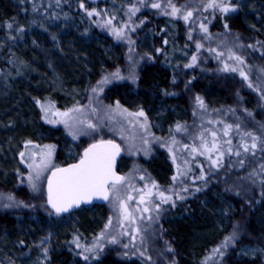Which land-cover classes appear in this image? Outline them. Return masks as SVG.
<instances>
[{
  "label": "rangeland",
  "instance_id": "374dc122",
  "mask_svg": "<svg viewBox=\"0 0 264 264\" xmlns=\"http://www.w3.org/2000/svg\"><path fill=\"white\" fill-rule=\"evenodd\" d=\"M155 3L160 7L153 8ZM213 3L234 10L222 12L209 7ZM73 5L82 10L77 20L56 22L54 16L64 15L61 5L45 17V25L57 36L58 49L64 50L60 48L63 40L71 50L75 44H86L84 29L89 21L109 39L113 64L101 66L97 78L88 84L79 83L78 78L69 81L53 60L52 50L31 38L45 59V70L26 63L19 65L17 73L7 71L0 77L1 108L7 106L8 113L22 103L13 87L20 78L33 89L28 97L37 121L58 130L52 138L47 133L18 137L8 117L7 144L1 155L11 168L0 173V213L22 214L36 222L37 213H46L53 219L45 195L49 172L63 158L80 157L85 145L98 139H114L122 146L123 179L110 187L98 229L80 233L69 216L61 224L60 218L56 225L35 223L25 230L20 247L7 251L0 246V264H51L52 253L60 250L63 239L56 229L65 226L84 261L109 255L139 264H184L162 220L166 212L208 186L222 189L226 198L234 200L235 216L229 231L201 264H239L245 258L249 264H264V232L254 233L247 225L249 212L264 204V0H75ZM172 6L179 10L174 15ZM188 12L192 15L185 20ZM154 65L168 72L170 94L185 104L183 112L173 110L172 119L157 106H143L139 99L125 97L121 103L108 95L114 85H135L142 69ZM208 72L217 76L213 83L224 88L225 98L194 85L209 84ZM213 143L216 150L205 151ZM243 145L248 146L247 152ZM209 156L219 158L218 166L212 165ZM156 159L168 166L165 175L160 170L152 172L150 164ZM161 192L171 199L164 202ZM234 233L235 241L222 247ZM231 256L239 262L232 263Z\"/></svg>",
  "mask_w": 264,
  "mask_h": 264
},
{
  "label": "trees",
  "instance_id": "16d2710c",
  "mask_svg": "<svg viewBox=\"0 0 264 264\" xmlns=\"http://www.w3.org/2000/svg\"><path fill=\"white\" fill-rule=\"evenodd\" d=\"M53 2L54 0H0V77H3L7 71L17 73L16 69L20 71V69L18 70L19 65L26 63L40 71L45 70V59L39 49L32 45L31 38L37 45L46 46L52 50L53 60L64 74L65 79L69 81L78 78L79 83L82 84L85 80L88 84L97 78L101 66L106 65L108 67L113 64L111 55L114 50L109 39L102 33V30L91 25L89 21H87L88 24L84 29V35L88 40L86 44H75L71 50L67 41L63 40L60 48L63 47L64 50L58 49L57 36L50 30L49 26L45 25V17L53 7L57 8V5H61L58 7H61L64 15H57L53 18L56 19V22L60 18L59 20H66L70 23L78 19H76L77 14H80L82 10H80V6L74 7L73 2L75 0ZM75 9L79 11L75 12ZM262 38L264 42V36ZM213 77L218 79L213 72H208L206 79H209V84L202 85L197 82L194 85H198V90L211 89L209 94L220 95L225 98L224 88L217 87L213 83ZM18 80L13 81V87L16 93L22 96L20 100L22 103L18 108L8 113L5 108L7 106L0 107L1 159L3 158L1 155L4 150L3 147L7 144L5 135L6 129H8V117L12 119V124L15 126L12 133H16L17 136L19 135L18 137L47 133L52 138L58 133V130L49 129L37 121L35 108L28 97V95L34 94L33 89L31 85L28 84L27 86L25 81L20 80V78ZM170 93L168 72L157 65L144 67L135 85L117 84L108 90V95L116 97L121 103H124V99L127 97L139 99L145 107L157 106L166 112L167 118L172 117L173 110L179 112L185 110L184 102ZM207 95L205 94L206 98ZM24 123L26 125L23 126ZM60 157H62V152ZM76 157L63 158L61 165L75 161ZM2 161H0V173L11 168L9 162L4 161V159ZM150 167L154 174H158L157 171L160 170L161 172L164 171L165 175L168 171V166L158 159L153 161ZM158 177L163 179V176L160 177L159 175ZM221 190L208 186L206 190L197 193L186 203L179 204L164 215L163 226L173 240L176 251L184 264H201L203 260H206L208 252L229 231L235 216V203L231 198H226ZM54 214L55 217L52 219L46 213H37L35 217L38 222H36V220L24 218L22 214L0 213V246L5 250L20 247L21 242L26 239L25 230L32 229L35 223H37L36 226L39 223V226H51L56 225V220L60 218L59 224H61V220L67 216L74 217L75 221L71 222L74 230L78 229L80 233L95 231L101 226L104 218L105 204L82 206L68 214ZM16 215H20V220L16 218ZM247 225L254 233L264 232V204L249 212ZM56 230L58 236L60 234L63 239L60 250L52 253L51 264H139L133 260L124 261L109 255L94 261H84L76 254L75 251L77 250L74 243L67 236V227ZM80 233L74 232L78 235ZM239 245V243L236 244L237 247ZM196 258L198 262H195ZM226 260H228V256ZM231 261L232 263L239 262L233 256H231ZM244 262L249 264L247 258L239 264H244ZM228 264L231 263L228 261Z\"/></svg>",
  "mask_w": 264,
  "mask_h": 264
},
{
  "label": "snow or ice",
  "instance_id": "6c2138e0",
  "mask_svg": "<svg viewBox=\"0 0 264 264\" xmlns=\"http://www.w3.org/2000/svg\"><path fill=\"white\" fill-rule=\"evenodd\" d=\"M219 7L222 12H228L230 10H234L230 8L228 5L221 6L219 4H210L209 7ZM83 7V5H81ZM153 8H159L160 4L155 3L152 4ZM177 11V8L172 6V14L174 15ZM88 15H92V13H88ZM192 15V12H188L187 15L184 17L185 20L188 19L189 16ZM11 27V25H9ZM204 31H207L204 25H201ZM227 27V26H225ZM119 36L120 34L117 33ZM197 47H201V45H197ZM193 62L196 61V57L194 56ZM237 60H240V57H236ZM191 65H186V67H190ZM225 70H227V65H225ZM235 71V69H232ZM241 76H245L243 72L240 73ZM105 78V81L106 82ZM245 79L247 77L245 76ZM251 87V85H249ZM197 101L201 107H204L203 101L197 97ZM138 115H143V112L138 113ZM179 127V126H178ZM213 137H215V133H212ZM227 135V132H225ZM250 135V134H248ZM256 138L253 137V140ZM104 143V142H101ZM230 143V142H229ZM108 145H111L113 148L116 149L118 152L119 147L117 145H112L111 141L107 142ZM52 147V146H47ZM99 145H92L90 149L85 150L84 158L80 161L77 165H72L68 169H56L53 172V177H57L55 181V185L52 178L48 180V203L55 209L56 213L59 214L61 212H67L71 207L77 206L81 200L90 199L92 195H102L104 199H108V189L105 187L107 185L109 178H111V159L112 155L109 153H93L92 150L98 148ZM244 151L247 152L248 146L243 145ZM251 147L254 149L256 148V144L253 143ZM216 150V145L213 143L211 148H206L205 151L212 152ZM195 151V149H193ZM229 153H231V148H229ZM205 152H201L200 155H204ZM23 155V154H22ZM236 155H240L239 152H236ZM223 153L220 154V158H222ZM211 160L213 166H218L219 158L217 160H212L211 156L208 157ZM243 163V161H241ZM57 174H60L59 176ZM39 175V173L37 174ZM203 178V177H201ZM122 177H115L113 180L112 187H115V183L117 181L122 180ZM175 180L176 177H173ZM35 187V185H33ZM163 199L164 202H167L171 199V197H164V193L161 192L159 194ZM11 199V197H9ZM131 199V197H129ZM141 203H143V198L141 199ZM123 207V205H122ZM156 209H159V204L156 205ZM144 212H148V208L143 209ZM127 209L125 207V216L128 217ZM111 223V221H110ZM235 241V233L229 237L225 238L222 247H227L230 243ZM115 243V238L112 240ZM127 247V246H125ZM219 251V249H216ZM87 260L88 257H85Z\"/></svg>",
  "mask_w": 264,
  "mask_h": 264
},
{
  "label": "water",
  "instance_id": "95a60500",
  "mask_svg": "<svg viewBox=\"0 0 264 264\" xmlns=\"http://www.w3.org/2000/svg\"><path fill=\"white\" fill-rule=\"evenodd\" d=\"M108 141H111L112 145H117L119 147L118 152L111 145L107 144ZM101 142H104V143H101ZM92 145H99L98 148L92 150L93 153H109V154L112 155V159H111V173H112V175H111V178H109L107 185H105V187L108 189V192H107L108 198H109V195H110V185L113 184V180L115 179V177H122L123 178L122 173L118 171V162L122 158V154H123L122 148H121V145L119 144V142L114 140V139H107V138L98 139V140L90 142L89 144H87L82 149L81 155H80V157L77 160L72 161V162L67 163V164H63V165L57 166V167L53 168L49 172V174L47 176V179H46V182H45V195H46V203H47L48 207L54 213H56L55 209H53L52 206L48 203V180H49V178L53 179V182H54V185H55V181H56L57 177H53V172H55L56 169H68L72 165L79 164L80 161L84 158L85 150L90 149ZM57 175L59 176L60 174H57ZM121 181L122 180L117 181L115 184H118ZM106 201H107V199H104L102 195H92L90 199L81 200V202L77 206H73L67 212H61L59 214H68V213L74 212V211L78 210L82 206L102 205Z\"/></svg>",
  "mask_w": 264,
  "mask_h": 264
},
{
  "label": "bare ground",
  "instance_id": "6f19581e",
  "mask_svg": "<svg viewBox=\"0 0 264 264\" xmlns=\"http://www.w3.org/2000/svg\"><path fill=\"white\" fill-rule=\"evenodd\" d=\"M107 139H110V138H107ZM120 144V143H119ZM121 148H122V146H121ZM122 152H123V148H122ZM122 157H123V154H122ZM122 159V158H121ZM121 159H120V161L118 162V171L119 172H121V170H120V164H121ZM122 173V172H121ZM123 175V174H122ZM47 179V178H46ZM46 182V181H45Z\"/></svg>",
  "mask_w": 264,
  "mask_h": 264
}]
</instances>
